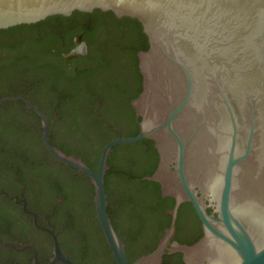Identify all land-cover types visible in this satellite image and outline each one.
Returning a JSON list of instances; mask_svg holds the SVG:
<instances>
[{
	"label": "flooded vegetation",
	"instance_id": "af4514ba",
	"mask_svg": "<svg viewBox=\"0 0 264 264\" xmlns=\"http://www.w3.org/2000/svg\"><path fill=\"white\" fill-rule=\"evenodd\" d=\"M134 20L139 22L95 8L0 29V98H22L0 102V264H48L53 236L73 264H116L96 216L93 184L51 154L40 116L24 101L45 117L51 146L96 171L107 143L140 129L133 100L142 90L138 54L148 39ZM148 141L134 148L114 145L103 175L107 213L124 237L128 262L152 251L173 221L175 199L163 196L160 185L155 207L129 209L125 217L118 207L110 209V202L116 206L129 192L122 176L157 168L159 154ZM173 225L169 248L203 235L187 201L177 206ZM164 256L166 264H186L181 252Z\"/></svg>",
	"mask_w": 264,
	"mask_h": 264
},
{
	"label": "water",
	"instance_id": "95a60500",
	"mask_svg": "<svg viewBox=\"0 0 264 264\" xmlns=\"http://www.w3.org/2000/svg\"><path fill=\"white\" fill-rule=\"evenodd\" d=\"M95 8L137 19L147 36L148 48L138 54L142 90L133 100L139 132L107 143L94 171L51 146L45 117L24 102L40 116L51 154L93 184L96 216L116 264H161L166 252H181L186 264H264V0H0V29ZM14 100L22 98H0ZM142 138L159 154L145 179L157 182L175 207L164 238L129 263L107 213L103 175L114 145ZM184 201L203 235L169 248ZM53 238L48 264H73Z\"/></svg>",
	"mask_w": 264,
	"mask_h": 264
},
{
	"label": "trees",
	"instance_id": "16d2710c",
	"mask_svg": "<svg viewBox=\"0 0 264 264\" xmlns=\"http://www.w3.org/2000/svg\"><path fill=\"white\" fill-rule=\"evenodd\" d=\"M133 22H134V24H138V25L140 24L136 20H134ZM138 25H136V27ZM137 30H138V33H140L139 26L137 27ZM142 141L147 142L148 139H141L139 141H136V142H133V143H129L128 146H129V148H134L137 145L141 144ZM148 142L150 144L152 143L151 140L148 141ZM149 143H148V148H150L149 146H151ZM149 151H150V154L154 153L153 150H149ZM133 162H134V160L129 157V166H131L133 164ZM88 167L91 168V166H88ZM112 172H110V173H112ZM72 175L74 176V174H72ZM118 175L122 176V175H125V174H124V172H122V173H120ZM150 175H151V172H145L144 174H140V175L129 174V175L122 176L121 178H123V181L125 183H129V192H128V194H126L124 196V199L122 201L117 203L116 206H113L111 204V202H110V209L111 210L114 209V208L117 209V207H118L119 212L122 214L123 217H125L127 212H129V209L137 210V209H141V208H152V207H155L156 204L154 202L156 200L160 199L159 184L157 182H155V181H150V180H147L145 178L144 179L141 178V177L150 176ZM84 176H86V175H84ZM75 177H77L81 182H84L81 179L82 177H78L77 175H75ZM85 178L87 179V176ZM124 179H126V180H124ZM183 204H185V203H183ZM120 238L123 241V238H124L123 235L120 236ZM123 243L125 245L126 242H123ZM126 255H127V252H126ZM142 255H144V254H142ZM127 256L129 257V253H128ZM162 260L163 261L161 262V264H166L165 263L166 256H164ZM129 263H131V260L129 261Z\"/></svg>",
	"mask_w": 264,
	"mask_h": 264
}]
</instances>
